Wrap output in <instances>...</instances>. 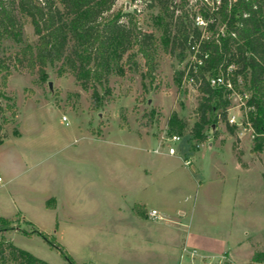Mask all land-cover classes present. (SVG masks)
Returning a JSON list of instances; mask_svg holds the SVG:
<instances>
[{"label":"rangeland","instance_id":"374dc122","mask_svg":"<svg viewBox=\"0 0 264 264\" xmlns=\"http://www.w3.org/2000/svg\"><path fill=\"white\" fill-rule=\"evenodd\" d=\"M198 1L203 6L186 0V8ZM114 10L132 13L142 31L155 35L154 70L139 54L136 64L125 59L97 94L60 64L49 66L45 79L24 67L8 78L5 93L17 115L0 145V218L19 230L7 241L48 264L69 263L42 236L26 232L46 233L75 264H216L227 253L236 264H257L254 257L264 255V149L251 152L254 133L239 98L245 87L229 98L234 133L220 121L206 130L207 140L192 139L200 96L180 75L189 57L181 62L165 47L157 9L117 0ZM23 37L25 44L37 39L28 20ZM21 46L5 41L8 53ZM172 113L186 122L184 131L167 126ZM166 128L182 137L185 151L193 148V167L152 152ZM237 162L248 169L239 176ZM139 204L147 217L161 210L163 228L135 220ZM185 239L195 259L182 253Z\"/></svg>","mask_w":264,"mask_h":264},{"label":"trees","instance_id":"16d2710c","mask_svg":"<svg viewBox=\"0 0 264 264\" xmlns=\"http://www.w3.org/2000/svg\"><path fill=\"white\" fill-rule=\"evenodd\" d=\"M145 3L148 9H157V22L163 28V43L181 62L190 56L191 46L198 45L201 66L194 76L193 87L199 93V104L194 110L196 122L190 137L197 141L208 139L207 129L226 121L228 130L237 128L228 123L230 95L223 87H212L209 78L232 70L235 88L245 87L248 94V121L254 133L251 152L264 149V0H221L217 10L205 2H196L191 12L186 0H130ZM117 0H0V145L7 137L6 126L14 120L17 111L8 103L5 87L9 76L20 67L37 73L42 79L47 68L60 64L72 73L84 89L97 94L98 87L108 82L118 64L135 62L141 55L149 69L154 70L157 43L153 33L137 25L132 13L115 11ZM213 19L204 33L195 25V16ZM25 20L33 27L35 44L24 43ZM223 30V35H221ZM219 35V36H218ZM22 44L14 53H8L5 41ZM136 49V50H135ZM135 50V51H134ZM205 55H207L205 57ZM185 71H181L183 76ZM239 80L241 83L239 84ZM167 126L179 132L187 128L186 122L172 113ZM170 130L171 133L172 130ZM239 163L241 160L239 159ZM264 180V172L262 174ZM136 215L146 218V208L135 205ZM33 226L31 222L26 221ZM19 230L13 221L0 218V264H48L10 242L6 237ZM38 234L57 249L69 263L72 257L57 247L49 236L37 229L26 232ZM257 264L264 255L254 257ZM220 264H230L228 261Z\"/></svg>","mask_w":264,"mask_h":264},{"label":"built area","instance_id":"2783aa9c","mask_svg":"<svg viewBox=\"0 0 264 264\" xmlns=\"http://www.w3.org/2000/svg\"><path fill=\"white\" fill-rule=\"evenodd\" d=\"M230 1L235 2L237 0H230ZM204 2L208 6H210L213 10H217L221 4V0H211V1L204 0ZM195 20H196V24H197L198 28L199 27L202 28L201 26H203V29H204V31H202L204 33L203 37L209 36V34L206 32V28H207V25L209 23H213V19L210 18V19L206 20L203 17H201L200 15H198V17ZM220 34L223 35V30H221ZM198 53H199L198 45L191 46L190 56H189L190 62L187 64V66L185 68V74H184L185 83H187L188 85H191V86H193L194 79H195L193 74H196L198 66H201V64H202V59H199L197 56ZM206 56L207 55H205V57ZM232 70H234L233 66L229 67L226 74L221 72V73H219L213 77H210L209 82H210L211 86L212 87H223L228 92H230L229 95H231L232 93H235L236 88H235V85H234L233 79H232L233 78ZM240 83H241V81L239 80V84ZM239 98H240V106H241L242 110L245 111L247 114L248 111L251 110V108L247 105V100H248L249 96L246 93H241ZM64 119H66V118L64 117ZM247 121H248V119H247ZM247 121H246V124L248 125L249 129L253 132L250 123ZM229 123L231 125H237L238 123L236 121V117L235 116L230 117ZM195 147L199 148V147H201V145L197 144V145H195ZM192 149H188L187 151H185L183 148L182 137L179 134L171 133L170 130L168 128H166L165 130L162 131L161 135H159L156 146L153 147L152 152L154 154H157V155L165 154V155L172 156V157L180 156L182 158L183 164L186 167H193V164H194L193 159L191 158V156L188 155L189 154L188 152H191ZM0 181H1V178H0ZM149 217L154 219V220L161 219V216L159 215L158 211L155 209L150 210ZM190 255L192 258H195L196 257V251L193 250L190 253ZM230 264H234V263L230 262Z\"/></svg>","mask_w":264,"mask_h":264},{"label":"crops","instance_id":"0c3cea01","mask_svg":"<svg viewBox=\"0 0 264 264\" xmlns=\"http://www.w3.org/2000/svg\"><path fill=\"white\" fill-rule=\"evenodd\" d=\"M4 143V142H3ZM237 166H236V174H237V176H239L240 175V173L241 172H243V171H247L248 169H243L241 166H240V164L237 162ZM225 176V175H224ZM223 176V184L224 183H227V176H225L224 177ZM144 204V203H143ZM157 211H158V213H159V215L161 216V219H159V220H154V219H152V218H150L149 217V213H148V217H147V215H146V218H140V217H135V220H137L138 222H140V223H142V225H149V224H151V225H154V229H156V230H159V229H161V228H163L162 226H160L159 224H160V221L162 220V218H163V216H162V214H163V212H161V210H159V209H156ZM167 215H170V214H168V213H166ZM177 214L178 215H180V216H186L187 215V213H186V211L185 210H179V211H177ZM149 218V219H148ZM165 220V219H164ZM167 220V219H166ZM174 220H175V218H174ZM178 222V221H177ZM174 224H177L176 223V220H175V222H173ZM191 242H190V240H187V239H185L184 240V243H183V245H182V253H185V254H187V255H190V251H189V247H190V244ZM192 249H195V248H192ZM191 256V255H190ZM229 255H228V253L227 254H225L223 257H222V259H220V261L218 262V263H216V264H220V263H222L224 260H230V261H232V262H234L232 259H230L229 257H228ZM181 257H182V255H181ZM190 258H192V257H190ZM196 258V257H195ZM195 258H192V259H195ZM205 258L206 257H204L203 259H204V261H205ZM182 259V258H181ZM207 259V258H206ZM183 260V259H182ZM235 263V262H234ZM179 264H188V263H186V262H181V261H179ZM236 264V263H235Z\"/></svg>","mask_w":264,"mask_h":264},{"label":"water","instance_id":"95a60500","mask_svg":"<svg viewBox=\"0 0 264 264\" xmlns=\"http://www.w3.org/2000/svg\"><path fill=\"white\" fill-rule=\"evenodd\" d=\"M49 86H50V89H51L52 88V83H50Z\"/></svg>","mask_w":264,"mask_h":264}]
</instances>
